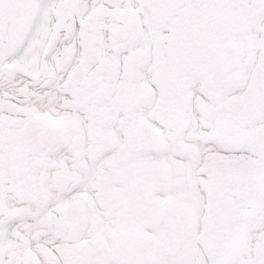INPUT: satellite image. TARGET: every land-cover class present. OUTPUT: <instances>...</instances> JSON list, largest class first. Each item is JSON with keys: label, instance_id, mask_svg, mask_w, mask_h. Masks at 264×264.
<instances>
[{"label": "snow or ice", "instance_id": "snow-or-ice-1", "mask_svg": "<svg viewBox=\"0 0 264 264\" xmlns=\"http://www.w3.org/2000/svg\"><path fill=\"white\" fill-rule=\"evenodd\" d=\"M0 264H264V0H0Z\"/></svg>", "mask_w": 264, "mask_h": 264}]
</instances>
